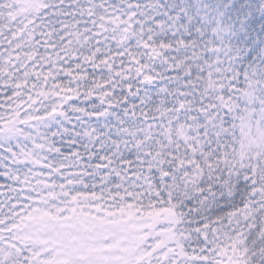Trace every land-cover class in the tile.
<instances>
[{"label":"snow or ice","instance_id":"6c2138e0","mask_svg":"<svg viewBox=\"0 0 264 264\" xmlns=\"http://www.w3.org/2000/svg\"><path fill=\"white\" fill-rule=\"evenodd\" d=\"M0 264H264V0H0Z\"/></svg>","mask_w":264,"mask_h":264}]
</instances>
